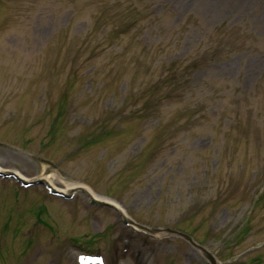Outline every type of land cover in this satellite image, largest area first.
Instances as JSON below:
<instances>
[{"label": "rangeland", "instance_id": "obj_1", "mask_svg": "<svg viewBox=\"0 0 264 264\" xmlns=\"http://www.w3.org/2000/svg\"><path fill=\"white\" fill-rule=\"evenodd\" d=\"M0 165L172 231L0 177V264H264V0H0Z\"/></svg>", "mask_w": 264, "mask_h": 264}, {"label": "water", "instance_id": "obj_2", "mask_svg": "<svg viewBox=\"0 0 264 264\" xmlns=\"http://www.w3.org/2000/svg\"><path fill=\"white\" fill-rule=\"evenodd\" d=\"M0 174L3 175V176H10V175H12V176L16 177L18 180H20V182H22L25 185L30 184V183H37V182L45 183V184H47V186L49 188H51V190H52L53 193L61 194V195L65 196V197H67V198H70V196H71V192L66 193V192H63L62 190H59V189L53 187L44 178H38L36 180L28 181L25 178H23L22 176H20L14 170L3 171V170L0 169ZM80 190L83 191V192H85V193H87V195L89 196V199H90V202L91 203L96 204V205H108V206L114 208L117 211L118 215L122 218L123 222L126 223V224H128V225H130L131 227H133L132 224H135V225L143 228L144 230L148 231L151 234H155V233L160 232L162 230L163 231H165V230L166 231H171V229H168V228H162V229L161 228H155V227L154 228H149V227H146L144 225L135 223L131 218H129V216H127V214L122 209V207L119 208L113 202L108 201L106 199L97 198V197H95V195H92L91 193H89L88 191H86L84 188H81ZM180 234L182 236H184L187 240L194 242L189 235H187L185 233H182V232H180ZM198 247L203 251L204 255L206 256V258L209 260L210 263H212V264H219L217 262L216 258L213 256V254L209 250H207L205 247H203L201 245H198Z\"/></svg>", "mask_w": 264, "mask_h": 264}, {"label": "bare ground", "instance_id": "obj_3", "mask_svg": "<svg viewBox=\"0 0 264 264\" xmlns=\"http://www.w3.org/2000/svg\"><path fill=\"white\" fill-rule=\"evenodd\" d=\"M0 169H6L4 166H2V165H0ZM17 172L20 174V176H22L23 178H25V179H28V177L23 173V172H20L19 170H17ZM49 182H51L54 186H56V184L53 182V176L52 175H50V174H47V175H45L44 176ZM83 187L86 191H88L89 193H91V194H93V195H95V196H97V197H100V198H102V197H106V198H108L107 196H105V195H101V194H97L89 185H87V184H85V183H67L63 188H62V190H69V189H71V188H73V187ZM56 187H58V186H56ZM105 198V199H106ZM110 200V199H109ZM118 206V205H117Z\"/></svg>", "mask_w": 264, "mask_h": 264}]
</instances>
